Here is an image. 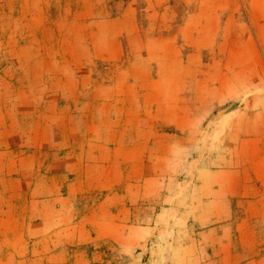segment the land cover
Segmentation results:
<instances>
[{
	"label": "rangeland",
	"instance_id": "obj_1",
	"mask_svg": "<svg viewBox=\"0 0 264 264\" xmlns=\"http://www.w3.org/2000/svg\"><path fill=\"white\" fill-rule=\"evenodd\" d=\"M0 264H264V0H0Z\"/></svg>",
	"mask_w": 264,
	"mask_h": 264
}]
</instances>
